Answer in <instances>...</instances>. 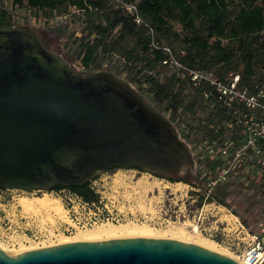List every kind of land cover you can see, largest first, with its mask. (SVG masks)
<instances>
[{
	"label": "water",
	"instance_id": "95a60500",
	"mask_svg": "<svg viewBox=\"0 0 264 264\" xmlns=\"http://www.w3.org/2000/svg\"><path fill=\"white\" fill-rule=\"evenodd\" d=\"M133 87L110 72H80L30 25L0 26V187L79 184L115 166L192 174L190 144ZM0 264L241 263L186 240L123 237L0 247Z\"/></svg>",
	"mask_w": 264,
	"mask_h": 264
},
{
	"label": "rangeland",
	"instance_id": "374dc122",
	"mask_svg": "<svg viewBox=\"0 0 264 264\" xmlns=\"http://www.w3.org/2000/svg\"><path fill=\"white\" fill-rule=\"evenodd\" d=\"M2 8L8 10L12 25L32 26L49 49L61 54L80 72L113 73L131 83L167 118L174 117L182 138L190 144L196 163L192 174L180 176L195 180L197 186L185 181L172 182L149 170L130 167L101 169L90 176L91 185L99 193L101 202L92 207L85 205V211L69 189H1L0 247L17 252L77 241L168 237L202 246V239L210 240L216 244L210 246L211 249L238 260L250 240L247 232L256 234L264 229V149L234 142V135H241L236 125L240 114L235 115V122L230 119L220 122L216 118L213 133L216 134L221 127H225V132L215 140H209L207 134L213 127L210 120L215 116L216 108H201L191 114L188 109L195 103V98L189 89L180 97L177 107L170 101L159 103L154 99V88L148 76L156 75L161 84L169 86L175 73L189 76L181 64L172 62L149 72L141 68L130 70L120 54L112 53L100 55L91 69H85L81 63V43L85 40L82 12L76 8L64 14L34 10L14 5L9 0H0V11ZM176 29L181 31L182 26L176 25ZM181 47L176 45L178 53ZM262 68L261 74L264 73ZM129 74L137 83L129 80ZM202 74L212 81L219 80L215 74L205 71ZM218 101L220 106L227 107L225 100ZM217 155L224 159V164L204 184L202 178L209 175L208 159ZM217 187L225 191L228 206L208 200V195ZM46 195L58 202L49 208L42 207L38 198ZM95 216L100 218L96 224H85L73 232L63 231L71 219L78 221L85 217L86 222ZM104 222L144 225L148 231L93 239L79 236V230ZM33 233L37 237H31Z\"/></svg>",
	"mask_w": 264,
	"mask_h": 264
},
{
	"label": "trees",
	"instance_id": "16d2710c",
	"mask_svg": "<svg viewBox=\"0 0 264 264\" xmlns=\"http://www.w3.org/2000/svg\"><path fill=\"white\" fill-rule=\"evenodd\" d=\"M9 1L20 7L51 10L60 14L72 8L82 12L85 40L81 43V63L85 69H91L102 54L118 53L130 70L141 68L148 72L157 71L171 63V54L165 50L168 47L188 72L197 70L212 73L219 76L218 81L226 84L238 74L240 81L237 90H247L251 94L264 90V73H260L261 67L264 68V0H130L138 3L141 16L148 26L137 24L131 15L111 0ZM6 25H12V22L8 10L2 8L0 26ZM176 25H181L182 30H177ZM153 40L159 43L160 48L151 45ZM177 44L182 46L179 53ZM140 64L142 67H139ZM148 77L154 88V99L159 103L166 100L177 107L180 97L189 89L190 95L195 98V103L188 109L191 114H196V110L201 108L217 109L210 120L213 127L207 134L209 140H215L225 132V127H221L216 134L213 133L216 118L220 122L226 119L235 122L229 107L220 106L216 96L220 93L210 79L197 82L190 75L182 77L175 73L172 75L173 83L166 86L160 83L156 75ZM128 78L137 83L130 74ZM171 120L178 125L174 117ZM236 125L241 135H234V142H244L245 128ZM223 164L221 156L209 158V175L202 178L203 183H208ZM130 168L149 170L172 182L185 181L197 186L195 180L184 176L141 166ZM90 178L79 184H57L52 190L69 189L86 202L99 203L100 195L92 187ZM208 200L228 206L226 193L219 187L208 195Z\"/></svg>",
	"mask_w": 264,
	"mask_h": 264
},
{
	"label": "built area",
	"instance_id": "2783aa9c",
	"mask_svg": "<svg viewBox=\"0 0 264 264\" xmlns=\"http://www.w3.org/2000/svg\"><path fill=\"white\" fill-rule=\"evenodd\" d=\"M122 7L129 15H131L137 24L142 25L148 24L145 22L144 18L141 16L139 5L137 2L130 0H111ZM154 33V31H151ZM154 48H160L158 42L153 40L151 44ZM171 54V63L175 62L178 65L179 61L175 58L170 48L165 47ZM167 63V61H165ZM185 68V67H184ZM189 75L194 81L200 82L202 79H206L202 72L197 70L189 71ZM212 81V80H211ZM240 81V75H235L233 80L226 84L218 80L212 81L213 84L217 85L220 95H216L218 99L225 100L227 107H229L230 114L234 117L240 114L241 118L236 121V124L242 125L245 128V141L244 145L258 147L264 149V90H261L258 94H251L247 90L239 91L237 90L238 82ZM246 145V147H248ZM74 194V193H73ZM76 198L82 205L85 211V205L92 207L99 203L86 202L82 197L75 194ZM97 214V213H96ZM100 221V218L95 216L91 217L85 222V217L83 220L75 221L71 219L63 228L65 232H73L79 227H85L86 225H93ZM250 236V240L246 247L238 256V261L241 264H264V229L256 234L247 232ZM31 237H37L36 234H32Z\"/></svg>",
	"mask_w": 264,
	"mask_h": 264
},
{
	"label": "bare ground",
	"instance_id": "6f19581e",
	"mask_svg": "<svg viewBox=\"0 0 264 264\" xmlns=\"http://www.w3.org/2000/svg\"><path fill=\"white\" fill-rule=\"evenodd\" d=\"M134 88V87H133ZM27 200H24L26 203ZM54 202H58V200H53L50 196L46 195L45 197L38 198V203L44 208L51 207ZM27 205V204H26ZM28 207V206H27ZM148 228L144 225L133 224V223H123L116 224L113 222H104L93 228L87 230H79V236L87 239L100 238V237H111L116 235H124L127 233L133 232H147ZM203 245L205 247L211 248L210 246L216 245L215 242L210 240L202 239Z\"/></svg>",
	"mask_w": 264,
	"mask_h": 264
}]
</instances>
